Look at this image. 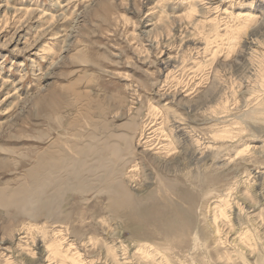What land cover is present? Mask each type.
I'll return each instance as SVG.
<instances>
[{
    "label": "rangeland",
    "instance_id": "obj_1",
    "mask_svg": "<svg viewBox=\"0 0 264 264\" xmlns=\"http://www.w3.org/2000/svg\"><path fill=\"white\" fill-rule=\"evenodd\" d=\"M80 136L112 159L96 190L52 221L0 203V264H264V0H0V196ZM120 165L143 204L114 218ZM158 177L179 185L147 200ZM188 220L185 250L141 238Z\"/></svg>",
    "mask_w": 264,
    "mask_h": 264
},
{
    "label": "bare ground",
    "instance_id": "obj_2",
    "mask_svg": "<svg viewBox=\"0 0 264 264\" xmlns=\"http://www.w3.org/2000/svg\"><path fill=\"white\" fill-rule=\"evenodd\" d=\"M47 121L51 122V124H54L57 127H60L59 123L62 121V119H59L54 114H50V116L47 118ZM61 127H64L63 136L66 137L69 134V127L65 123H63ZM87 146L91 154H99L98 159H88L87 156L83 155L85 152V147ZM109 155L115 162L120 157L116 152H111L109 153ZM111 162L112 159H105L104 152L99 151V149L92 144H85L83 137L80 136L72 145H62L61 148L57 147L55 150L52 149L51 151H47L46 153L39 154L35 159V165L28 171V178L31 182V186L18 187L10 192L3 191L0 196V203L7 209L15 208V210L18 211L28 210L29 214H42L46 217V219L50 218V221H52V217L56 216V212L60 213V203L62 201L64 203L66 201L69 202V199H73L71 193H80L82 195V198H85L91 191L96 190L97 187L94 184L93 178H95L97 175L94 173H96L99 169L105 167V164H111ZM129 162L130 161H128L127 164ZM119 167L120 168L116 169L111 168L103 178L98 179L99 183L104 184V189H101L100 187L99 189H101V193L107 194L108 210L111 215L114 216V218L118 216L122 217V215L124 216L126 212H137L139 211L138 209L142 208L143 204L141 201L137 200V198L128 188L126 177H121V165ZM87 172L90 174H88ZM158 180L159 181L154 191H152L151 194L146 197L147 200L150 199L148 197H152L155 194H163L167 196L177 188V185H179L178 183L170 182L172 180L167 177H158ZM84 201L87 202L86 199L83 200V203ZM224 203L225 204L219 205L216 208V210L219 211V214L215 215V229L213 232L217 235L219 239L218 241L226 245L227 240L223 241L224 238L221 236L223 233V229H221L220 224H218L219 219L224 220V222H228L229 220L227 213L229 202L225 201ZM183 208H185V210L187 209L186 207ZM183 211L184 209L182 210V213ZM59 215L60 214H58V216ZM69 219H71V215L70 213L65 211L61 216L60 222L67 223ZM191 228V223L188 220L187 222H179L173 224L170 232H162L156 237H151L148 235L141 238L142 240L148 242H151L155 239L163 240L164 244H169V246L171 247L176 244L179 250H185V245L188 244L184 243V241L179 242L178 240L181 236L186 237V235H190L192 232ZM239 241L241 244L243 243L244 245H246L249 249L250 247H252V245L248 243L249 241L247 235L246 237H242L241 234ZM153 245L154 244H147L146 246L145 244L146 247L150 246L151 248H154ZM158 250L161 249L157 247L156 251ZM217 251L215 252L214 250L215 253H217ZM79 257L80 256H77L76 258V264H80V262L78 261Z\"/></svg>",
    "mask_w": 264,
    "mask_h": 264
}]
</instances>
